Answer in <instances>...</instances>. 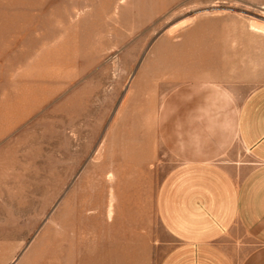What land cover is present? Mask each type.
Wrapping results in <instances>:
<instances>
[{"label":"rangeland","instance_id":"rangeland-1","mask_svg":"<svg viewBox=\"0 0 264 264\" xmlns=\"http://www.w3.org/2000/svg\"><path fill=\"white\" fill-rule=\"evenodd\" d=\"M263 6L0 0V264H158L161 102L263 84Z\"/></svg>","mask_w":264,"mask_h":264},{"label":"crops","instance_id":"crops-1","mask_svg":"<svg viewBox=\"0 0 264 264\" xmlns=\"http://www.w3.org/2000/svg\"><path fill=\"white\" fill-rule=\"evenodd\" d=\"M158 114L176 162L155 197L173 240L158 264H264V83L241 99L215 84L180 86Z\"/></svg>","mask_w":264,"mask_h":264},{"label":"bare ground","instance_id":"bare-ground-1","mask_svg":"<svg viewBox=\"0 0 264 264\" xmlns=\"http://www.w3.org/2000/svg\"><path fill=\"white\" fill-rule=\"evenodd\" d=\"M262 8L264 9V6Z\"/></svg>","mask_w":264,"mask_h":264}]
</instances>
